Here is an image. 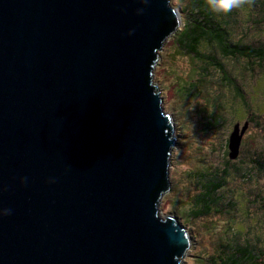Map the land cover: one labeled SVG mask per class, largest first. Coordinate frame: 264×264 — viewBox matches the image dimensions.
Masks as SVG:
<instances>
[{"label": "water", "instance_id": "95a60500", "mask_svg": "<svg viewBox=\"0 0 264 264\" xmlns=\"http://www.w3.org/2000/svg\"><path fill=\"white\" fill-rule=\"evenodd\" d=\"M178 20L169 0H0V264H183L151 78Z\"/></svg>", "mask_w": 264, "mask_h": 264}, {"label": "rangeland", "instance_id": "374dc122", "mask_svg": "<svg viewBox=\"0 0 264 264\" xmlns=\"http://www.w3.org/2000/svg\"><path fill=\"white\" fill-rule=\"evenodd\" d=\"M169 2L177 12L181 27V20L186 17V13L181 11V4L182 7L185 6L188 0H169ZM245 12L246 10L237 13L241 24L260 26L256 18L247 22ZM254 13L258 14V12ZM238 32L244 33L237 30L236 33ZM253 33L249 35L252 36ZM252 38L258 42L264 40V29L257 30ZM158 54L159 59L151 75L152 84L156 85L157 92L163 99L164 112L171 116L174 126L172 136L176 144L170 157L171 189L161 196L157 209L160 218L171 215L180 224L186 223L183 226L190 237V248L182 258V263L209 264L206 259L210 258L209 256H215L218 245L223 241L222 237L227 238L229 242L234 240L240 245L246 242L252 245L259 244L264 249V174L258 173L257 170V161L260 158L257 155L264 157V69L254 67L253 70L249 64L241 63V65L228 59L223 60L226 69L238 80L230 76V82L238 84L244 96L226 86L220 72L214 69L209 70L211 90L207 98L208 102L203 107L208 108L209 112L210 106L213 107L214 104L211 98H218V102L224 109L221 110V107L217 105L216 110L221 112L223 123L215 127L219 121L215 118L211 122L215 125L208 124V120L204 118L208 112H205L203 117L198 116L199 113L193 109L196 104L186 99L184 92L177 88V83L188 77L197 64L179 53L172 42V37L167 38ZM194 73L198 74L199 70ZM220 96H223V100ZM240 96L251 104L249 111L244 105L246 102ZM250 117L251 120H249ZM245 122L248 123V128L242 137L238 158L229 160L224 151L225 141L236 124L242 127ZM260 161L264 162L261 158ZM213 167L224 168L227 171L223 196L231 198L230 202L235 210L228 211L231 206H226L228 202L226 199L223 203L226 209L224 215L193 218L192 222L187 223L186 218L180 213L176 216L174 210L179 206L185 214L193 210L194 207L191 206V209L187 211L191 200L199 191L193 173ZM245 174H248V177H245ZM177 200L182 204L179 205Z\"/></svg>", "mask_w": 264, "mask_h": 264}, {"label": "trees", "instance_id": "16d2710c", "mask_svg": "<svg viewBox=\"0 0 264 264\" xmlns=\"http://www.w3.org/2000/svg\"><path fill=\"white\" fill-rule=\"evenodd\" d=\"M245 10L246 21L249 22L251 19L256 18L261 27L244 26L240 23V16L237 13ZM181 11L186 13V17H183L181 20L182 26L172 36V42L181 55L191 59L197 66L194 71L190 72L188 77L177 83V88L184 92L186 99H190L196 104L193 108L194 111L199 113L198 116L203 117L204 113L208 112V108L203 106L208 102L207 98L211 90V87H209L212 83L209 79L211 76L210 69L220 72L221 79L225 81V85L233 88L239 95L242 94L243 96L244 92H240L239 85L237 84V86L230 82L231 77L236 79V81L238 80L226 69L223 60L228 59L236 64H249L253 70L254 67H258L260 70L264 69V40H259L258 42L252 38L256 35L257 30L260 28L264 29V0H252L250 5L234 10L227 15H218L210 11L206 0H188L185 6L182 7L181 4ZM254 12H258V14ZM237 30L244 33H236ZM252 32H254L253 35H249ZM198 70V74L194 73ZM220 97L223 100V96ZM241 98L244 99L243 97ZM211 101L214 103L213 107L210 106L209 112L204 118L211 125H215L211 122L216 118L219 121V124L215 125L217 127L223 123L221 112L216 110L218 108L217 105L221 107V110L224 109L218 102V98H211ZM245 102L246 104L244 105L249 111L251 104H248L247 99ZM249 120H251V117ZM228 144L227 139L224 151L229 158ZM257 156L264 160L262 155L258 154ZM260 158L257 161V170L258 173L262 172L264 174V162L260 161ZM193 175L199 191L191 200L187 211L191 209V206L194 208L190 213L185 214L179 206L174 210L176 216L177 213H180L182 217L186 218L185 221L190 223L193 218H209L215 216V214L224 215L226 209L223 203L226 199L228 201L226 206H231L228 211L235 210V207L230 202L231 198L228 199L223 196L224 183L228 176L224 168H205L203 171L194 172ZM245 177H248V174H245ZM178 204L181 205L182 202ZM222 239V243L216 249L215 256H209L210 258L206 259L209 264H264V249L261 245H252L247 242L240 245L234 240L229 242L227 238L222 237Z\"/></svg>", "mask_w": 264, "mask_h": 264}, {"label": "clouds", "instance_id": "9594fccd", "mask_svg": "<svg viewBox=\"0 0 264 264\" xmlns=\"http://www.w3.org/2000/svg\"><path fill=\"white\" fill-rule=\"evenodd\" d=\"M147 3L148 0H143ZM252 0H206L207 7L210 11L220 15H227L234 10H239L246 5H250ZM138 14L143 12V9L137 10Z\"/></svg>", "mask_w": 264, "mask_h": 264}]
</instances>
